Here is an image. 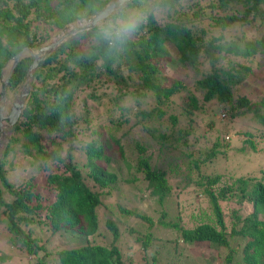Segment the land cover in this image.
<instances>
[{
    "label": "trees",
    "instance_id": "trees-1",
    "mask_svg": "<svg viewBox=\"0 0 264 264\" xmlns=\"http://www.w3.org/2000/svg\"><path fill=\"white\" fill-rule=\"evenodd\" d=\"M109 1L0 0V73L23 47L44 45ZM245 25L256 29L252 36L227 35ZM31 61L28 56L16 64L9 99ZM177 61L185 73L167 82L168 68ZM102 100L113 124L107 132L89 116ZM248 114L264 127V0H129L94 27L66 38L34 71L0 161V225L30 264H124L116 245L88 241L100 233L99 209L118 183L119 170L107 167L113 164L114 153L107 154L113 144L128 170L124 187L138 193L135 208L121 206L120 213L153 225L138 202L156 198L159 223L178 230L184 243H208L223 264H233L234 257L237 264H264V166L259 175L231 180L218 169L231 137L207 136L216 126L235 128ZM197 122L207 130L198 132ZM239 132L244 138L234 148L237 155L257 152L253 133ZM190 137L197 147L188 146ZM17 151L31 155L41 180L35 174L10 181L7 166L14 165L10 156ZM165 154L169 159L163 162ZM186 190L193 201L210 203L214 222L201 215L194 227L184 228L165 220V202H177ZM228 201L251 211L232 209L226 219L222 202ZM103 224L116 240L115 221L104 218ZM64 232L84 244L48 250L50 236ZM141 239L146 249L150 235ZM146 264H157L155 257Z\"/></svg>",
    "mask_w": 264,
    "mask_h": 264
},
{
    "label": "rangeland",
    "instance_id": "rangeland-1",
    "mask_svg": "<svg viewBox=\"0 0 264 264\" xmlns=\"http://www.w3.org/2000/svg\"><path fill=\"white\" fill-rule=\"evenodd\" d=\"M82 21V20H80ZM79 22V21H76ZM74 23V22H73ZM72 24V23H71ZM255 28L249 27L247 25L241 27L236 32H228L227 35H240L242 32L247 36H252L255 33ZM216 33H219L221 30L214 28ZM58 33V32H57ZM56 33V34H57ZM173 56L177 57V53L174 48L170 49ZM167 71V82L171 81L173 77H183L185 70L182 63L171 66ZM260 84V81H256L254 88ZM22 86V85H21ZM21 86L18 92L8 98V107L19 94ZM84 93L79 94V98H82ZM252 100H254V95L252 94ZM79 105L81 99L78 100ZM94 110L91 109L89 116L92 117V122L101 123L102 131L107 132V128L113 124L108 122L107 119V102L102 100L97 111L96 104H93ZM81 108V106H80ZM82 109V108H81ZM222 114H217L216 118L223 117ZM238 123L234 126L237 130L248 131L253 133V141L256 144L257 152L239 154L234 151V148L240 145L241 140L244 138V135L235 134V128H227L224 124L221 126H216L215 129L209 131L207 136L213 139L217 133H221L222 136H230V146L228 149V157L222 160L219 163V172H224L227 174V177L233 180L235 177L249 174L259 175L260 167L264 166V127L258 125L255 119L251 118V115L248 114L246 117H241L236 120ZM157 124V123H156ZM199 127L198 132L202 133L204 130H207L203 126L204 122H197ZM12 130V129H11ZM11 130L5 129V133L2 136L4 141V146L9 140ZM118 135V133H117ZM120 137V135H118ZM194 137H190L188 140V146L191 148L197 147L199 143H193ZM125 143L127 139H123ZM114 146L111 144L110 149H108L107 154L114 153V159L110 161L112 165H107V167L116 168L119 171L118 183L114 184L112 192L109 193L108 197L104 199L103 205L99 212L101 213V225L100 233H96L94 236H89L88 241L97 242L105 244L108 246L116 245L120 250V257L124 264H146L152 261V257H155L157 264H223L220 260L217 259L216 254L218 253L216 249H213L206 242L188 244L184 243L181 239L180 232L175 230L172 226H164L159 223V217L161 208L156 204L155 199L152 197H146V200L139 201L141 207L146 214L150 215L154 221L153 225H149L146 222H143L137 218H131L127 214H122L119 212V207L129 206L132 209L135 208L138 201V193L135 187L131 186L129 188L124 187L125 178L127 177L128 170L125 163L122 161L118 153L114 152ZM127 158L131 159L130 152L126 153ZM14 157V158H12ZM168 154H165L163 157V162L167 161L169 158ZM223 158V157H222ZM10 159L14 162V165L7 166L9 169V179L13 182H19L26 178L31 177L32 175H37L41 180L43 178V172H38L36 167L29 162L31 155H26L25 153L16 152V155L10 156ZM115 160V161H114ZM131 162V161H130ZM228 179L229 181H231ZM189 192L192 194L195 193L194 190L189 188ZM187 190L183 191L181 194H178L179 199L176 202H165L169 204L164 210L166 211L165 220H172L178 222V224L184 228L194 227L203 216L204 221L214 222V217L212 214L211 205L207 200L193 201V195L189 196ZM196 196H199V193ZM195 196V195H194ZM191 200V201H190ZM225 207L224 215L228 219V214L232 209L238 208L242 215H246L251 211L249 205H237L234 201L222 202ZM140 210L139 211H142ZM203 214H200V213ZM200 214V216H199ZM109 218L115 221L119 230V237L115 240L114 236L107 225H102L103 219ZM41 236V233H39ZM38 235V230H37ZM145 235H150V239L147 242V248L145 249L142 245V239L140 237H145ZM43 239L46 237L42 235ZM84 244L81 242L77 236H74L72 233L64 232L61 235L53 234L50 236L47 248L48 250H55L56 247H72L77 245ZM236 240L233 239L231 247L234 248L237 245ZM243 244V243H242ZM241 247V246H240ZM240 249V248H239ZM226 251L228 249H225ZM225 250L222 252L225 253ZM28 258H24V253L12 245L9 240V234L2 225H0V264H30ZM237 257H234L233 264H237Z\"/></svg>",
    "mask_w": 264,
    "mask_h": 264
},
{
    "label": "water",
    "instance_id": "water-1",
    "mask_svg": "<svg viewBox=\"0 0 264 264\" xmlns=\"http://www.w3.org/2000/svg\"><path fill=\"white\" fill-rule=\"evenodd\" d=\"M128 1L129 0H110L100 11L94 15L85 18L83 21L74 22L62 28L44 45L36 48L28 46L23 47L4 64L0 73V161L4 149V141L1 135L5 129L11 130L18 122L21 110L29 93L31 81L36 68L48 57H50L66 38L78 31L94 27L100 21L115 13ZM28 56L32 57V61L27 69L25 80L22 83L19 94L16 96V98H14L8 107L7 85L9 79L16 64L22 58Z\"/></svg>",
    "mask_w": 264,
    "mask_h": 264
},
{
    "label": "bare ground",
    "instance_id": "bare-ground-1",
    "mask_svg": "<svg viewBox=\"0 0 264 264\" xmlns=\"http://www.w3.org/2000/svg\"><path fill=\"white\" fill-rule=\"evenodd\" d=\"M4 133H5V130H4V132L2 133V135H1V136H3V135H4Z\"/></svg>",
    "mask_w": 264,
    "mask_h": 264
}]
</instances>
